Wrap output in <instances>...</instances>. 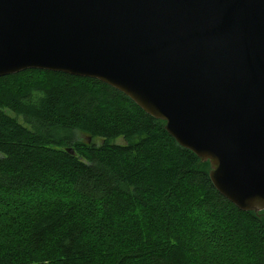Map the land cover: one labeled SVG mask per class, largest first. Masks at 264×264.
I'll return each mask as SVG.
<instances>
[{
	"label": "trees",
	"instance_id": "1",
	"mask_svg": "<svg viewBox=\"0 0 264 264\" xmlns=\"http://www.w3.org/2000/svg\"><path fill=\"white\" fill-rule=\"evenodd\" d=\"M208 169L100 80L2 75L0 264H264V209Z\"/></svg>",
	"mask_w": 264,
	"mask_h": 264
},
{
	"label": "water",
	"instance_id": "2",
	"mask_svg": "<svg viewBox=\"0 0 264 264\" xmlns=\"http://www.w3.org/2000/svg\"><path fill=\"white\" fill-rule=\"evenodd\" d=\"M29 68L121 91L264 209V0H0V76Z\"/></svg>",
	"mask_w": 264,
	"mask_h": 264
},
{
	"label": "rangeland",
	"instance_id": "3",
	"mask_svg": "<svg viewBox=\"0 0 264 264\" xmlns=\"http://www.w3.org/2000/svg\"><path fill=\"white\" fill-rule=\"evenodd\" d=\"M118 141H120V139Z\"/></svg>",
	"mask_w": 264,
	"mask_h": 264
}]
</instances>
